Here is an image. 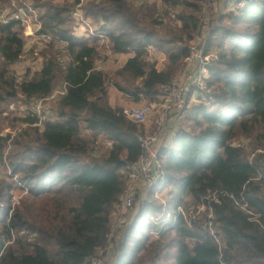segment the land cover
Returning a JSON list of instances; mask_svg holds the SVG:
<instances>
[{
  "label": "trees",
  "instance_id": "trees-1",
  "mask_svg": "<svg viewBox=\"0 0 264 264\" xmlns=\"http://www.w3.org/2000/svg\"><path fill=\"white\" fill-rule=\"evenodd\" d=\"M28 1L38 33L51 40L41 67L18 81L11 66L25 49L23 25L0 24V116L6 100L20 95L33 103L58 82L67 88L46 119L29 109L18 134L0 129V264H89L109 244L145 133L108 103L106 75L95 65L100 37L112 53H132L116 73L125 85L114 86L156 101L182 70L202 0H160V12L148 3L89 0L81 8L96 28L87 37L68 26L82 0ZM169 6L183 8L178 24L161 20ZM214 16L202 42L217 54L207 67L208 90L187 104L180 122L188 125L159 148L157 183L137 206L134 197L106 264H264V0ZM154 42L167 46L162 69L146 58ZM16 189L24 194L12 204ZM201 205L191 226L177 212Z\"/></svg>",
  "mask_w": 264,
  "mask_h": 264
},
{
  "label": "built area",
  "instance_id": "built-area-1",
  "mask_svg": "<svg viewBox=\"0 0 264 264\" xmlns=\"http://www.w3.org/2000/svg\"><path fill=\"white\" fill-rule=\"evenodd\" d=\"M216 0H202L201 9L199 12L198 28L192 37L189 45L188 54L186 55L183 63L182 70L179 75L163 88L160 100L153 106L150 104H142L133 106L129 109H124L123 113L127 118L135 123L146 124L149 121L148 116L154 115L153 127L150 131L145 132L140 138V154L138 158L129 164L127 170V181L124 191L120 197L117 205L116 212L113 217L112 225L108 233V246L101 256L93 257L90 259L89 264H106L109 257V249L111 248V239L122 229L128 219V211L132 206L134 197L144 198L147 192L157 183L160 176V164L158 159V146L160 134L164 125L169 119L181 121L185 116V109L187 106L188 95V80L192 70L197 66V70L193 72L192 87L194 89V101L200 100L208 90L207 83V67L215 59L217 54L215 51L205 52L203 48V35L208 27L210 10L214 6ZM251 0H229L231 8H240L245 6ZM21 5H17L16 0H11L10 6L0 3V24L9 23L12 21H19L23 25V33L25 35L36 34L38 39L45 41L51 40L48 34L38 33L40 22L37 18L36 10L30 5L28 0H20ZM177 10L175 6H169L166 17L161 15V20L170 19L178 24L176 19ZM70 21L75 25L82 24L85 20L84 12L80 7H75L70 12ZM27 29L29 30L26 33ZM102 37V36H101ZM65 41H60L55 46L62 52H66ZM67 83L63 82L58 85L53 92L46 98L37 99L33 101L34 112L41 117L44 113L43 101L50 99H57L66 92ZM42 119V117H41ZM205 210V206L201 205L196 211L187 213L182 207L177 208V212L186 219L189 226L191 219H195L198 214ZM211 216V213H209ZM170 214L166 213V218Z\"/></svg>",
  "mask_w": 264,
  "mask_h": 264
},
{
  "label": "rangeland",
  "instance_id": "rangeland-1",
  "mask_svg": "<svg viewBox=\"0 0 264 264\" xmlns=\"http://www.w3.org/2000/svg\"><path fill=\"white\" fill-rule=\"evenodd\" d=\"M55 1L61 2L63 0H55ZM88 1L89 0H82V3L78 7L80 8L83 7L84 5H86ZM129 1L134 4L148 3L150 5H156V6L159 5L157 6L158 12L162 11L163 9V7L161 6L160 0H129ZM228 2L229 0H216L215 1L214 6L210 10L208 27L206 31L208 30L209 27H211L215 23L213 20L211 22V19L215 17L214 16L215 12L226 11V9L224 8V5ZM176 10L177 12L184 11L183 8L181 7H177ZM84 23H85L84 28H87L88 30L93 31L96 27L94 20L90 17H85ZM223 23H226L225 19L223 20ZM68 26L72 29V26H77V25H75L73 21H68ZM92 31H87V32L90 33ZM22 34L24 35V36L22 35V37L25 42V49L21 57L11 66V71L17 77L18 81L26 75L32 76L41 67L44 58L40 56V51H43L45 49L47 50L48 48L46 45L47 41H45L44 39L42 40L38 39L36 34L28 35V36H26L23 32ZM156 45L157 44L155 42L152 45H150L149 53L146 56V58L150 62L155 63L157 68L162 69L167 63L166 55L164 51V49H166L167 46H163V48L160 49ZM98 47L99 49H98L97 58L95 59V65L98 69L104 71L106 75L105 85L107 86V91H108V103L111 107L113 108L119 107L124 110V109H129L133 106L142 105V104H150L151 106L160 100L161 98L160 96L157 97L156 101H149L148 99L143 98V97H140L138 100H134V97L130 95L129 93L122 92L118 88H116L113 84L114 81H118L123 86L125 85L124 83L120 82V78L116 76V73L122 67L123 65L122 62L125 61L126 57L128 55H131L132 53L131 52L112 53L111 51H109L108 47H106L105 42L103 41L102 37H100V42L98 44ZM169 47L170 46H168V48ZM54 50L57 52L55 48ZM197 69L198 68L196 66L192 70H194L193 72H195V70ZM193 72L190 75V77H188L189 79L188 82H190V84H192L191 82H192V78L194 74ZM208 73L209 72L207 69V75ZM59 84H60L59 82L56 83L54 89ZM188 90H189V86H188ZM42 103L44 106V113L41 114V117H42V120H44L52 114V109H54V107L56 106V99H50L48 101H43ZM187 104L189 106V105L195 104V102L191 100L189 101L188 99ZM151 108L153 110V106H151ZM29 109L30 110L34 109L32 101L26 103L24 99L22 98V96L20 95H18L14 99L6 100V102L3 103V113L0 116L1 133L4 135L11 134V136H15L16 134H18L24 128L23 127L24 125L21 123V121L18 118L25 116L28 113ZM148 119L150 121L149 123L146 122V124H142L143 125L142 128L144 126L146 127L145 132H148L152 129L154 115L150 114L148 116ZM188 123H189L188 120H184L180 123H177L175 124V126L170 128V131L171 132L173 131L174 133L179 128L186 127ZM100 140L102 141L103 139L101 138ZM105 143L108 144V142H105ZM160 145H163V144L160 143ZM23 194L24 193H22L19 189L14 190L12 194V198H11L12 204L17 203V201ZM156 195L158 197L161 196L162 191L159 193L156 192ZM137 200H139V197L136 198L135 206H137L138 204Z\"/></svg>",
  "mask_w": 264,
  "mask_h": 264
},
{
  "label": "crops",
  "instance_id": "crops-1",
  "mask_svg": "<svg viewBox=\"0 0 264 264\" xmlns=\"http://www.w3.org/2000/svg\"><path fill=\"white\" fill-rule=\"evenodd\" d=\"M224 5V4H223ZM222 5V6H223ZM225 9H231V7H230V5H229V3H226L225 5ZM88 23V22H87ZM86 23V24H87ZM85 23L83 22L82 24H79L78 26H72V30L75 32V34L76 35H78V36H84V37H87V36H89V34L90 33H93V31H95V30H88L87 28H84V25ZM96 28V27H95ZM28 29H27V31H26V33H28ZM87 31H92V32H90V33H88ZM26 36H28V35H26ZM129 56H131V55H128L127 57H126V59L129 57ZM126 59H125V61H126ZM125 61H123L122 62V64H124V62ZM157 67V66H156ZM158 69H160V68H158ZM187 80H188V78H187ZM187 84H189L188 86H189V90H188V95H187V100L189 99V101L191 100V101H194V98H193V93H194V89H193V87H191L192 86V84H190V82H188ZM191 88V89H190ZM150 121H148V123H149ZM147 123V124H148ZM177 123H180V121H175L174 119H169L167 122H166V124L164 125V128H163V130H162V132H161V134H160V137H159V143H157V146H158V149L162 146V145H160V143L161 144H166V143H168L169 142V140L171 139V137H172V134H173V131L171 132L170 131V128L171 127H173V126H175V124H177ZM144 128V130L146 129V127L144 126L143 127ZM174 128H176V127H174ZM108 259H111V257H109Z\"/></svg>",
  "mask_w": 264,
  "mask_h": 264
}]
</instances>
